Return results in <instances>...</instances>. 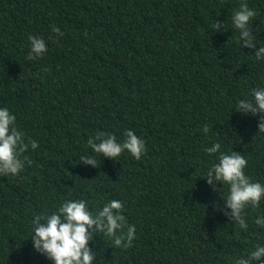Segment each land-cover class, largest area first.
I'll use <instances>...</instances> for the list:
<instances>
[{
	"label": "trees",
	"instance_id": "1",
	"mask_svg": "<svg viewBox=\"0 0 264 264\" xmlns=\"http://www.w3.org/2000/svg\"><path fill=\"white\" fill-rule=\"evenodd\" d=\"M240 2L0 0V107L15 115L25 143H37L20 154L18 175L0 176V264H51L32 248L31 222L66 199L92 209L120 200L136 227L127 249L96 234L93 264H234L264 242V229L248 220L264 213V199L244 209L241 230L213 210L215 202L224 211L227 187L214 191L204 180L215 159L204 149L220 142L264 183V133L256 117L236 111L238 99L264 86V60L231 26ZM247 3L259 48L264 0ZM29 36L46 45L33 60ZM127 129L145 141L139 160L127 151L110 160L87 145L97 132L121 141ZM84 154L96 167L80 162Z\"/></svg>",
	"mask_w": 264,
	"mask_h": 264
},
{
	"label": "clouds",
	"instance_id": "2",
	"mask_svg": "<svg viewBox=\"0 0 264 264\" xmlns=\"http://www.w3.org/2000/svg\"><path fill=\"white\" fill-rule=\"evenodd\" d=\"M257 15L254 8L248 6L247 0H241L238 9L232 12L231 26L238 32V40L242 46L254 48L252 54L256 60H264V44L256 48L257 41L250 32V21ZM224 22L216 21L213 27L216 31L224 30ZM51 31L60 36L63 33L56 26ZM28 60L42 56L46 51L43 38L29 36ZM236 111L257 118L258 133H264V86L252 87L245 98L238 99ZM207 133L208 128L204 127ZM23 132L16 126V117L7 107H0V176H16L25 166L20 154L29 147L36 149L37 143L30 140L24 142ZM88 147L93 153L114 160L122 152L127 151L134 159L139 160L145 152V141L138 137L132 129L124 132V139L118 141L115 135L107 132H97L87 140ZM204 151L215 154V159L207 167L205 183L212 190L216 184L220 189L227 187L224 195L223 210L213 202V210L221 213L228 221L241 230H247L248 220L264 229V213H257L254 218L246 220L244 209L258 208L264 199V183L246 175L245 168L248 161L235 151L230 153L221 151V143L213 142ZM80 162L96 167L93 156L84 154L79 156ZM29 164L31 161H27ZM220 191V190H219ZM123 203L120 200H109L90 208L85 199H66L50 213L35 214L32 218L31 238L32 248L51 264H93L96 260L95 251L88 244L96 234L101 233L108 238L115 248L127 249L131 247L135 238L136 227L128 224L122 214ZM264 242L253 245L247 255H240L234 259V264H264Z\"/></svg>",
	"mask_w": 264,
	"mask_h": 264
}]
</instances>
